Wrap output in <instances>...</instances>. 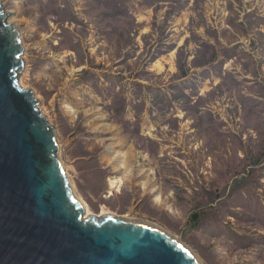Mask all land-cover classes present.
Returning a JSON list of instances; mask_svg holds the SVG:
<instances>
[{
	"label": "rangeland",
	"instance_id": "374dc122",
	"mask_svg": "<svg viewBox=\"0 0 264 264\" xmlns=\"http://www.w3.org/2000/svg\"><path fill=\"white\" fill-rule=\"evenodd\" d=\"M2 7L89 216L144 221L201 264H264V0Z\"/></svg>",
	"mask_w": 264,
	"mask_h": 264
},
{
	"label": "water",
	"instance_id": "95a60500",
	"mask_svg": "<svg viewBox=\"0 0 264 264\" xmlns=\"http://www.w3.org/2000/svg\"><path fill=\"white\" fill-rule=\"evenodd\" d=\"M0 0V264H201L135 218L84 217L53 126L19 85L23 44Z\"/></svg>",
	"mask_w": 264,
	"mask_h": 264
},
{
	"label": "bare ground",
	"instance_id": "6f19581e",
	"mask_svg": "<svg viewBox=\"0 0 264 264\" xmlns=\"http://www.w3.org/2000/svg\"><path fill=\"white\" fill-rule=\"evenodd\" d=\"M22 58V57H21ZM22 60H24L23 58H22ZM40 109V108H39ZM120 164H121V162H120ZM124 165V164H123ZM122 164H121V166H123ZM118 184H119V182L118 181H113L112 183H111V186H112V188H117L118 187ZM81 204V203H80ZM81 207H82V211L84 212V217L86 218V217H88L89 216V213L87 214V211H85V207L84 206H82L81 205Z\"/></svg>",
	"mask_w": 264,
	"mask_h": 264
}]
</instances>
